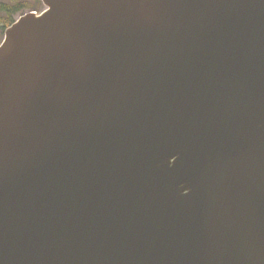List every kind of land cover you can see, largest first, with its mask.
I'll return each mask as SVG.
<instances>
[{"label":"water","instance_id":"obj_1","mask_svg":"<svg viewBox=\"0 0 264 264\" xmlns=\"http://www.w3.org/2000/svg\"><path fill=\"white\" fill-rule=\"evenodd\" d=\"M0 46V264H264V0H43Z\"/></svg>","mask_w":264,"mask_h":264},{"label":"trees","instance_id":"obj_2","mask_svg":"<svg viewBox=\"0 0 264 264\" xmlns=\"http://www.w3.org/2000/svg\"><path fill=\"white\" fill-rule=\"evenodd\" d=\"M41 0H8L0 4V32L5 31L15 18L25 12L42 11Z\"/></svg>","mask_w":264,"mask_h":264},{"label":"rangeland","instance_id":"obj_3","mask_svg":"<svg viewBox=\"0 0 264 264\" xmlns=\"http://www.w3.org/2000/svg\"><path fill=\"white\" fill-rule=\"evenodd\" d=\"M5 2H8V0H0V4ZM3 40H4V31L0 32V44L3 42Z\"/></svg>","mask_w":264,"mask_h":264}]
</instances>
